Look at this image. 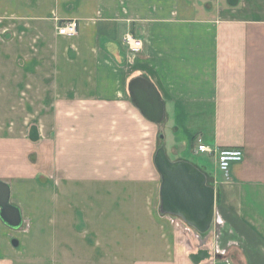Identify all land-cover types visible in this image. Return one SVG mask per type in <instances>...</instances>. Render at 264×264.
<instances>
[{"label": "crops", "instance_id": "crops-1", "mask_svg": "<svg viewBox=\"0 0 264 264\" xmlns=\"http://www.w3.org/2000/svg\"><path fill=\"white\" fill-rule=\"evenodd\" d=\"M68 20L72 40L56 33ZM135 21L144 49L128 60L130 80L149 81L163 103L167 158L215 191L204 234L138 188L157 181L159 195L154 155L138 166V110L122 102L121 75L96 73L121 71L115 40ZM10 133L28 135L37 161L48 155L49 188L8 167ZM198 140L240 149L242 161L225 176L215 156L200 161ZM95 147L90 173L60 161L65 149ZM0 157L23 221L18 231L0 221V264H264V0H0Z\"/></svg>", "mask_w": 264, "mask_h": 264}, {"label": "water", "instance_id": "water-1", "mask_svg": "<svg viewBox=\"0 0 264 264\" xmlns=\"http://www.w3.org/2000/svg\"><path fill=\"white\" fill-rule=\"evenodd\" d=\"M127 90L145 119L155 124L163 120V103L149 81L135 77L129 81ZM153 163L160 176V213L181 219L198 233L209 231L216 195L207 185L206 176L187 162H171L163 145L155 151ZM0 221L13 231L23 226L19 208L11 203L10 187L3 181H0Z\"/></svg>", "mask_w": 264, "mask_h": 264}, {"label": "rangeland", "instance_id": "rangeland-1", "mask_svg": "<svg viewBox=\"0 0 264 264\" xmlns=\"http://www.w3.org/2000/svg\"><path fill=\"white\" fill-rule=\"evenodd\" d=\"M62 23H59V22L56 23V33H57V28ZM10 25L12 26V23ZM3 27L8 28V24ZM11 29H13V27H11ZM6 31L8 30L4 29L3 34ZM122 31L123 33L121 37L118 36L115 41L118 42L120 53L126 62V63L123 62L124 63L123 68H121V71L118 68L115 69L113 66V63H111L112 65L109 66L108 64H106L107 65L106 69L98 70L96 71V73L99 74V72H101L102 74L104 72L105 75L109 77H113L114 74L122 76V86L120 90L123 93V98H124V101L122 102L125 103V106L133 112V110H136V107L134 103L132 102L130 95L128 94V91H127L128 83L127 82L130 81V78L132 77V75L135 74L137 71H136V65H133L131 67L128 60H130V57L139 56L143 54L144 38L142 34L145 33V23L141 21L124 22L122 23ZM128 34L142 41V48L138 53L130 52L128 48L123 44V38ZM66 39L72 40L74 39V37L66 38ZM114 70H116V72ZM118 71H120V73H118ZM91 75H93V70H91ZM98 103L99 102H94V101L90 102L91 108L97 107L96 105ZM137 113H138L137 120H138V127H139L138 129L139 138H138V146H137L138 155H139L138 156V164H139L138 166H140L145 157L143 155L145 154L146 151L148 152L149 156H151V154L154 155L155 151L159 148V146L164 144L163 137H164L165 132H162V130H164V128L162 127L163 125L162 122H160V124L158 125H153L145 121L144 117L142 116L139 110L137 111ZM9 135H10V138L9 140H7L10 142L9 143L10 148L8 149V155H9L8 167L10 168L13 165L20 167L21 173L18 175H20L21 178H23L22 176H25L28 179H33V180L37 179L39 185H42V187L44 188L45 187L49 188L51 186L50 184L51 179L49 178L50 165H49L48 155H47V159L43 158L42 161L41 160L37 161L36 155L31 154V152L29 151L30 145L32 143L30 140H28L27 134H26L27 137H25V139L24 138L19 139L17 133H10ZM41 150L47 152L48 154V151H49L48 149H43L42 147ZM31 151L36 152L32 149ZM61 152H62L61 153L62 155L60 156V161H63L64 159L66 160V158H70V159L76 158L75 163L71 165L72 169L74 168L73 174H78V173H83V172L90 173L92 172L91 170L95 164L98 148L95 147L94 149H91V153L89 154H88V151L82 150L81 148L80 149L68 148ZM82 156L85 157V163L83 166L84 167L83 170H82V167L77 166V165L81 166ZM210 158H211L210 155L200 154V159H201L200 161L201 162L203 161L206 166H208L207 163H211ZM17 160H18V164H16ZM0 161H2L1 157H0ZM12 161H15L16 163H12ZM142 167L144 168V164L142 165ZM148 183L151 184V181H149ZM157 187H158L157 181L155 185L153 184L148 185L146 183H139L138 185V188H142L148 191V196L150 197L149 199L151 200V198H153V204L159 207L160 203H159V195H158ZM91 188H94V187L91 186ZM105 188H108V187H105ZM43 200H45V198H43ZM10 234L14 236V233H10ZM14 241H16V239L12 238L11 243Z\"/></svg>", "mask_w": 264, "mask_h": 264}, {"label": "built area", "instance_id": "built-area-1", "mask_svg": "<svg viewBox=\"0 0 264 264\" xmlns=\"http://www.w3.org/2000/svg\"><path fill=\"white\" fill-rule=\"evenodd\" d=\"M77 30V23L73 20H68L60 24L57 28V35L65 38H73L77 35ZM123 44L132 53H138L142 48V41L130 36V34L123 38ZM196 151L201 154L215 156L217 168L225 176H227L230 167L233 164L241 162L243 158V153L240 149H212L202 144L201 140L197 142Z\"/></svg>", "mask_w": 264, "mask_h": 264}, {"label": "trees", "instance_id": "trees-1", "mask_svg": "<svg viewBox=\"0 0 264 264\" xmlns=\"http://www.w3.org/2000/svg\"><path fill=\"white\" fill-rule=\"evenodd\" d=\"M60 23H62V22H60Z\"/></svg>", "mask_w": 264, "mask_h": 264}]
</instances>
